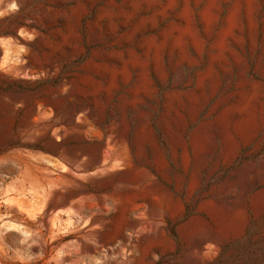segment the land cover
<instances>
[{
  "label": "rangeland",
  "instance_id": "374dc122",
  "mask_svg": "<svg viewBox=\"0 0 264 264\" xmlns=\"http://www.w3.org/2000/svg\"><path fill=\"white\" fill-rule=\"evenodd\" d=\"M234 1L206 33L190 0L200 55L158 71L182 0H0V264H264V0L196 86ZM252 86L258 125L225 128Z\"/></svg>",
  "mask_w": 264,
  "mask_h": 264
},
{
  "label": "bare ground",
  "instance_id": "6f19581e",
  "mask_svg": "<svg viewBox=\"0 0 264 264\" xmlns=\"http://www.w3.org/2000/svg\"><path fill=\"white\" fill-rule=\"evenodd\" d=\"M177 1L178 0H166L167 6L164 8V13L167 10L175 7ZM182 1H183V8L179 14V19L182 23L180 25H170L162 34L164 40L163 42L158 43L154 40H148L144 43V48L146 49L147 56L151 54L153 55V59L156 64L155 67L157 68L158 71L162 70V65H161L162 57L165 52L166 41L168 40L172 41V52L173 51L177 52L179 54L180 60L182 61L188 59V54H187L188 50H186L188 43H191V45L194 47L195 51L198 54L202 50L203 41L200 40L196 32L197 28H195L194 14L190 7V0H182ZM154 5L155 4H153V2H148L149 7H153ZM137 7L138 5H135V8ZM255 7H256V0H235L234 3L231 5L228 14L224 20V26L221 29L220 33L218 34L217 39L212 47L210 66L206 72L200 75L199 80L197 82L198 84L196 86H198L199 90L202 89L207 82L216 81L214 67L216 65L222 67L225 64H227L228 57H232L234 61L242 68V64H243L242 59L235 51V49H232L230 47L229 42L232 41L237 46H242L243 44V40L237 35L238 31L241 28L239 20H240L241 12L243 10L245 11V15H246L248 34L250 37L254 35L256 30V24L254 21ZM218 11H219L218 0H207L205 7H203V10L199 14V18L202 23L201 25H203L206 33L211 32L218 18ZM153 22H154V18H152L151 20V23ZM145 23L146 22L141 23L140 26L145 25ZM262 56L264 57V50ZM192 61L194 60L192 59ZM144 63L140 64L142 68L141 81L144 82V86L146 87L145 83H147L146 82L147 66L145 67L146 63L145 64ZM259 97H260L259 89L256 86H252L250 90V94L243 96L240 105L236 109L227 110L221 116L220 121L224 125V127L228 128L232 124L233 128H235L236 130V133L238 132L240 134H244L248 132L250 129H253L255 124H257L255 107H257L256 104L260 99ZM192 100H194V97L192 98ZM180 102H181V97L171 96L169 98V107L172 108L173 105L179 104ZM262 110L264 111V107L262 108ZM236 115L238 116V119L235 120L234 118ZM226 139L229 142L233 141L232 137L229 135L226 137ZM197 141L200 142V140ZM236 219L239 218L236 217Z\"/></svg>",
  "mask_w": 264,
  "mask_h": 264
}]
</instances>
